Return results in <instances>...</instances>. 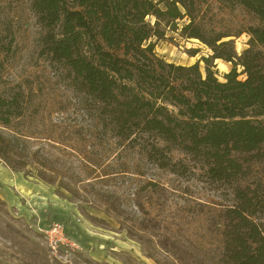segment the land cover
Returning a JSON list of instances; mask_svg holds the SVG:
<instances>
[{"label": "rangeland", "instance_id": "374dc122", "mask_svg": "<svg viewBox=\"0 0 264 264\" xmlns=\"http://www.w3.org/2000/svg\"><path fill=\"white\" fill-rule=\"evenodd\" d=\"M206 2L204 20L217 28L234 33L258 25L240 9L228 12L226 1ZM164 30L166 40H153L156 55L181 66L199 62L204 75L200 59L211 50ZM45 33L30 0H0V41L7 48L0 55V96L20 94L19 116L0 126V264L216 263L231 190L209 186L197 172L179 177L159 169L144 147L105 130L98 106L45 54ZM233 40L241 55L249 36ZM211 63L221 82L233 69ZM241 71L238 80L245 78ZM250 167L241 186L261 176L262 166ZM54 223L77 248L48 249L42 231Z\"/></svg>", "mask_w": 264, "mask_h": 264}, {"label": "trees", "instance_id": "16d2710c", "mask_svg": "<svg viewBox=\"0 0 264 264\" xmlns=\"http://www.w3.org/2000/svg\"><path fill=\"white\" fill-rule=\"evenodd\" d=\"M223 1L228 12L240 9L258 25L233 33L208 24L206 0H30V9L46 30L45 54L98 106L105 130L144 147L159 169L179 177L197 172L209 186L231 190L214 264H264V0ZM165 28L211 50L200 59L204 75L199 62L181 66L156 55ZM243 33L248 48L238 55L233 38ZM6 49L0 41V55ZM213 60L233 65L223 82ZM19 97L0 96V126L19 116ZM251 165L262 166L261 176L241 186Z\"/></svg>", "mask_w": 264, "mask_h": 264}, {"label": "built area", "instance_id": "2783aa9c", "mask_svg": "<svg viewBox=\"0 0 264 264\" xmlns=\"http://www.w3.org/2000/svg\"><path fill=\"white\" fill-rule=\"evenodd\" d=\"M46 245L52 252H57L61 247L75 249L77 246L66 236L59 224H51L48 229L43 230Z\"/></svg>", "mask_w": 264, "mask_h": 264}, {"label": "bare ground", "instance_id": "6f19581e", "mask_svg": "<svg viewBox=\"0 0 264 264\" xmlns=\"http://www.w3.org/2000/svg\"><path fill=\"white\" fill-rule=\"evenodd\" d=\"M192 40V39H191ZM193 41H196V40H193ZM222 61V60H221ZM227 63V62H226ZM221 64V63H220ZM192 65V64H191ZM228 65V64H227ZM221 66V65H220Z\"/></svg>", "mask_w": 264, "mask_h": 264}]
</instances>
